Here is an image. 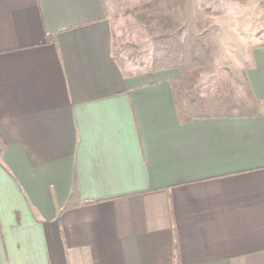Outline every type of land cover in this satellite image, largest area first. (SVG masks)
Instances as JSON below:
<instances>
[{"label":"crops","instance_id":"crops-1","mask_svg":"<svg viewBox=\"0 0 264 264\" xmlns=\"http://www.w3.org/2000/svg\"><path fill=\"white\" fill-rule=\"evenodd\" d=\"M107 11L0 0V264H264V43L258 109L187 113Z\"/></svg>","mask_w":264,"mask_h":264},{"label":"rangeland","instance_id":"rangeland-1","mask_svg":"<svg viewBox=\"0 0 264 264\" xmlns=\"http://www.w3.org/2000/svg\"><path fill=\"white\" fill-rule=\"evenodd\" d=\"M113 54L125 71L177 72L187 113L246 112L243 71L264 43V0H105Z\"/></svg>","mask_w":264,"mask_h":264}]
</instances>
